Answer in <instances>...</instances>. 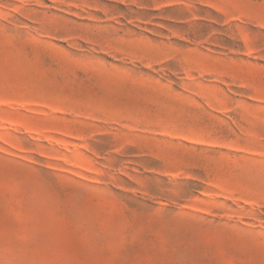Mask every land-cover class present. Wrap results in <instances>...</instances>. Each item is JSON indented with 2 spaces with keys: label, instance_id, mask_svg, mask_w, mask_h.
<instances>
[{
  "label": "rangeland",
  "instance_id": "obj_1",
  "mask_svg": "<svg viewBox=\"0 0 264 264\" xmlns=\"http://www.w3.org/2000/svg\"><path fill=\"white\" fill-rule=\"evenodd\" d=\"M0 264H264V0H0Z\"/></svg>",
  "mask_w": 264,
  "mask_h": 264
}]
</instances>
